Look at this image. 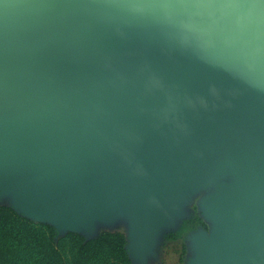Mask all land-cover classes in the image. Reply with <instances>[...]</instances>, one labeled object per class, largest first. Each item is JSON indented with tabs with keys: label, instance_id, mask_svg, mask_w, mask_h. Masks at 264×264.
<instances>
[{
	"label": "water",
	"instance_id": "water-1",
	"mask_svg": "<svg viewBox=\"0 0 264 264\" xmlns=\"http://www.w3.org/2000/svg\"><path fill=\"white\" fill-rule=\"evenodd\" d=\"M206 187L193 263L264 264L261 0H0V197L144 261Z\"/></svg>",
	"mask_w": 264,
	"mask_h": 264
},
{
	"label": "trees",
	"instance_id": "trees-1",
	"mask_svg": "<svg viewBox=\"0 0 264 264\" xmlns=\"http://www.w3.org/2000/svg\"><path fill=\"white\" fill-rule=\"evenodd\" d=\"M186 229L184 223L181 233ZM60 236L53 226L34 223L11 207L0 206V264H131L126 239L118 231H103L94 238L73 233Z\"/></svg>",
	"mask_w": 264,
	"mask_h": 264
},
{
	"label": "rangeland",
	"instance_id": "rangeland-1",
	"mask_svg": "<svg viewBox=\"0 0 264 264\" xmlns=\"http://www.w3.org/2000/svg\"><path fill=\"white\" fill-rule=\"evenodd\" d=\"M232 180L231 177L226 178V182ZM214 187L204 188L194 191L185 196L182 201V215L173 221V226H163L155 235V244L152 251L145 256L144 261H140L131 250V242L129 239V224L125 217H117L114 223H97L96 228L89 231L77 230L76 232L60 233L59 238H65L69 233L77 235H86L94 238L101 232H120L125 237L126 258L131 264H194L198 258V250L196 248L195 238L202 235L211 236L213 231L218 228L219 222L213 221L204 215L203 202L205 198L214 192ZM12 195L14 191L0 197V206L11 207L13 211L24 218L38 224H45L39 220H31L18 212L12 207ZM187 224L186 231L181 233V227ZM83 229V228H82ZM174 235L178 238L169 239L168 236Z\"/></svg>",
	"mask_w": 264,
	"mask_h": 264
},
{
	"label": "snow or ice",
	"instance_id": "snow-or-ice-1",
	"mask_svg": "<svg viewBox=\"0 0 264 264\" xmlns=\"http://www.w3.org/2000/svg\"><path fill=\"white\" fill-rule=\"evenodd\" d=\"M262 3H264V0H261Z\"/></svg>",
	"mask_w": 264,
	"mask_h": 264
}]
</instances>
